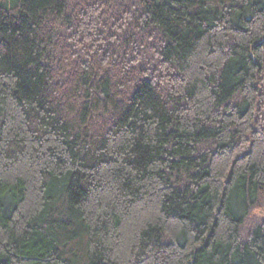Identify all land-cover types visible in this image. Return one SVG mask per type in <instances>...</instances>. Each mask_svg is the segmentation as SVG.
I'll return each mask as SVG.
<instances>
[{
  "label": "trees",
  "instance_id": "1",
  "mask_svg": "<svg viewBox=\"0 0 264 264\" xmlns=\"http://www.w3.org/2000/svg\"><path fill=\"white\" fill-rule=\"evenodd\" d=\"M0 264H264V0H0Z\"/></svg>",
  "mask_w": 264,
  "mask_h": 264
}]
</instances>
